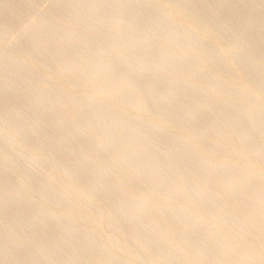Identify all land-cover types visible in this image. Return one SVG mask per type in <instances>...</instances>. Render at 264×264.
I'll use <instances>...</instances> for the list:
<instances>
[{"label":"rangeland","instance_id":"obj_1","mask_svg":"<svg viewBox=\"0 0 264 264\" xmlns=\"http://www.w3.org/2000/svg\"><path fill=\"white\" fill-rule=\"evenodd\" d=\"M0 264H264V0H0Z\"/></svg>","mask_w":264,"mask_h":264}]
</instances>
